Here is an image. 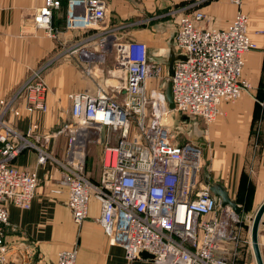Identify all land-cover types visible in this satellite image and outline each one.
I'll return each mask as SVG.
<instances>
[{"label":"built area","instance_id":"obj_1","mask_svg":"<svg viewBox=\"0 0 264 264\" xmlns=\"http://www.w3.org/2000/svg\"><path fill=\"white\" fill-rule=\"evenodd\" d=\"M229 1L240 6V0ZM63 7V26L53 27L54 13ZM107 13L105 0H43L34 14L35 27L60 44L63 33H88L65 49L67 54L74 48L80 52L84 74L98 79L100 86L93 93L71 95V119L61 129V157L50 152L48 135L20 133L0 114V264H7L5 236L14 230L7 207L30 208L38 171L47 165L56 171L50 192L66 190L74 224L87 218L90 198L97 201L98 223L109 244L122 249L126 263L146 252L153 264H234L224 249L240 242V219L222 208L204 184L201 149L180 142L162 119L175 112L209 125L222 102H234L251 90L243 77L244 56L256 44L247 31V16L238 11L227 26L210 30L198 25L205 20L201 12L182 14L173 46L184 60L174 63L168 78L163 65L150 63L144 43L117 37L125 24L106 26ZM109 56L113 64L106 69ZM168 80L173 110L162 88ZM48 93L39 69L31 72L19 94L29 113L46 114ZM91 148L101 151L97 180L87 171ZM29 150L35 154L34 169L16 166L18 156ZM76 255L75 247L62 250L56 264H75Z\"/></svg>","mask_w":264,"mask_h":264},{"label":"crops","instance_id":"obj_2","mask_svg":"<svg viewBox=\"0 0 264 264\" xmlns=\"http://www.w3.org/2000/svg\"><path fill=\"white\" fill-rule=\"evenodd\" d=\"M105 1L106 26L125 24L127 27L117 32V37L144 43L150 63L163 65L167 77V63L178 56L173 36L182 14L201 12L205 20L198 25L210 30L227 26L238 11L247 16V31L256 44V49L244 56L243 77L251 90L234 102H222L216 121L203 131L202 140H195L204 144L201 150L203 182L222 187L243 209L241 215H246L243 200H249L253 206L259 193L264 194V0H240L239 7L229 0ZM42 3L43 0H0V114L4 113L6 122L20 133L31 130L36 135H48L50 152L61 157L65 147L61 129L71 119V95L82 90L94 92L93 79L84 74L81 56L74 53L62 56L61 50L73 46L88 33H63L60 36L63 44L51 39L33 22ZM184 7L188 9L183 11ZM66 11L63 7L54 13L53 27L62 28ZM39 69H43L49 87L46 114L29 113L19 94L31 72ZM94 151L91 148L90 155ZM14 163L34 169L35 154L25 151ZM38 177L37 192L28 210L7 207L9 222L14 228L5 236L7 264H56L60 251L74 247L75 264H128L122 249L110 245L104 235L98 223L99 204L93 197L87 218L76 225L66 207V190L60 195L50 192L56 185L55 168L50 165L40 168ZM248 193L252 197L248 198ZM242 243L240 240L237 245H225L224 254L235 264H256L251 247L242 249ZM263 252L261 249L264 261ZM132 264L153 263L140 259Z\"/></svg>","mask_w":264,"mask_h":264},{"label":"rangeland","instance_id":"obj_3","mask_svg":"<svg viewBox=\"0 0 264 264\" xmlns=\"http://www.w3.org/2000/svg\"><path fill=\"white\" fill-rule=\"evenodd\" d=\"M63 41V40H62ZM69 48V47H67ZM62 56L68 53L66 49L64 48L61 50ZM75 52H69V54L74 53L75 56H78L80 52L74 48ZM113 64V57L109 56L107 60V66L106 69L110 68ZM107 78L105 76L103 77V81H105ZM100 86V82L98 79H93V86L94 91H96V87ZM162 88H165L162 86ZM23 98V97H22ZM226 103V102H223ZM3 113V112H1ZM4 114V113H3ZM5 117V114L3 115ZM219 116V115H218ZM217 116V117H218ZM216 121V120H215ZM163 124L168 125L171 129L172 134L179 140H198L200 137H202L203 131L210 125L204 123L201 119L198 118H191L187 117L178 113L173 112L170 116L165 115L162 119ZM94 152H91V155L88 156V173L91 176L92 180H97L99 172L101 170V157H100V148H94ZM203 170V168H202ZM252 197V194H251ZM258 201L252 206V202L249 200L245 202L243 200L242 203L247 205L246 209V215H241L240 222H241V229L238 230L239 232V240H242L244 243H242L241 248H249L250 246V235L248 239L249 233V227L251 225L250 218L254 216L255 211L257 210L260 203L263 201L264 194L259 193L258 195ZM240 225V224H239ZM243 229V230H242ZM244 236V238H243ZM259 244L262 246V251L264 250V216L262 218V224L260 226L259 230ZM264 256V252H263ZM134 263V262H133ZM231 264V263H230ZM235 264V263H234Z\"/></svg>","mask_w":264,"mask_h":264},{"label":"water","instance_id":"obj_4","mask_svg":"<svg viewBox=\"0 0 264 264\" xmlns=\"http://www.w3.org/2000/svg\"><path fill=\"white\" fill-rule=\"evenodd\" d=\"M178 60H184L182 56H177V59L175 61H171L167 63V69H168V78H171L173 75V69H174V63ZM164 94H165V99L168 104V109L173 110L174 109V104L172 101V96H171V82L168 80L165 83V88H163ZM202 140V139H198ZM194 146L200 148L201 150L204 148L203 142H198L195 140H191L190 142ZM204 184L209 188V191L213 195L215 199H217L220 202V206L223 207H228L232 210V212L235 214V216L239 217L243 211V209L236 204L235 201L231 200L228 196V194L225 192V190L220 187L219 185H214L209 183L208 181H204ZM264 216V200L261 202L257 210L255 211V214L252 218V223L250 226V247L252 249V253L254 256V260L256 264H264L260 245H259V230L260 226L262 224V218ZM141 260H152L153 256L146 253L142 252L139 255Z\"/></svg>","mask_w":264,"mask_h":264},{"label":"bare ground","instance_id":"obj_5","mask_svg":"<svg viewBox=\"0 0 264 264\" xmlns=\"http://www.w3.org/2000/svg\"><path fill=\"white\" fill-rule=\"evenodd\" d=\"M214 122H215V121H214ZM214 122L210 123L209 125L213 124ZM252 218H253V217L250 218V222H251V223H252ZM230 219H231V218H230ZM226 222L229 224V218H228V217H227V219H226Z\"/></svg>","mask_w":264,"mask_h":264},{"label":"trees","instance_id":"obj_6","mask_svg":"<svg viewBox=\"0 0 264 264\" xmlns=\"http://www.w3.org/2000/svg\"><path fill=\"white\" fill-rule=\"evenodd\" d=\"M251 196V193H248V198ZM248 201V200H247ZM245 201V202H247ZM245 208L247 209V205L245 206Z\"/></svg>","mask_w":264,"mask_h":264}]
</instances>
